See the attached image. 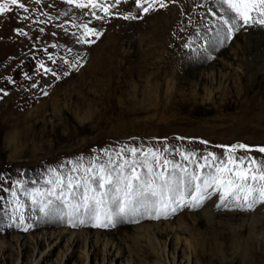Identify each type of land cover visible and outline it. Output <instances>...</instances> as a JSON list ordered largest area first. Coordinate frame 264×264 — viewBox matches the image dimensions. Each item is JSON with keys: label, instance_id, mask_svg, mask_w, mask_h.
I'll list each match as a JSON object with an SVG mask.
<instances>
[{"label": "rangeland", "instance_id": "rangeland-1", "mask_svg": "<svg viewBox=\"0 0 264 264\" xmlns=\"http://www.w3.org/2000/svg\"><path fill=\"white\" fill-rule=\"evenodd\" d=\"M21 2L27 11L9 5L12 10L0 14V264L38 261L49 248L38 247L37 236L70 228L68 214L82 212L77 208L86 194L107 192L102 197L107 207L117 185L110 192L108 184L99 187L101 167L113 181L130 176L133 168L145 182L155 183L159 173L173 175L176 184L169 194L173 201L186 200L170 216L95 227L125 247L126 256L147 248L150 256L139 264H156L163 243L134 227L159 221L175 227L184 214L192 229L177 234L181 253L188 246L190 264L234 258L233 241L245 231L223 236L224 228L196 224L189 212L221 198L223 188L202 187L218 175L217 168L228 165L224 146H252L231 155L251 157L264 169V153L255 150L264 146V24L259 22L264 17L254 12L245 24L220 0H162L165 7L156 3L147 13L134 0H96L98 6L85 8L68 0ZM197 185L204 199L190 207L187 198ZM247 207L241 208L246 217L231 223L239 225L243 217L264 222L259 197ZM56 215L64 220L35 227L58 220ZM82 228L86 224L72 226ZM69 237L55 250L54 261ZM93 244L77 247L79 264H103V244L98 255ZM226 263L241 264V259Z\"/></svg>", "mask_w": 264, "mask_h": 264}, {"label": "bare ground", "instance_id": "bare-ground-1", "mask_svg": "<svg viewBox=\"0 0 264 264\" xmlns=\"http://www.w3.org/2000/svg\"><path fill=\"white\" fill-rule=\"evenodd\" d=\"M173 177H174L173 175H170L169 177L164 178L170 182V188H169L170 190L169 189L165 190L163 203H161L160 197H154L151 198L152 203L148 204L147 207H140L139 205H134V207L137 208L136 211H129L126 214H118L117 206L112 204L111 202L112 198L110 199V201L106 200L108 202L106 203L107 207H104L103 210L111 216L110 222H114V221L117 222L122 219L131 222L142 217L158 216V215L166 216L167 214H169L170 216L171 214H173L172 212L178 210L179 207L182 206L183 204H186V200L181 199L180 197L177 198L176 201H173L174 196L169 194L172 193V191H174L173 186L176 184V180L172 183ZM116 178L112 184L106 185L108 188V192L114 189V183L117 185ZM162 183L163 182L160 178L156 179L155 182L156 185L159 186ZM137 184L138 182L135 183V185ZM200 186L202 187V184ZM202 188H204V186ZM202 191L203 190L201 189V194ZM194 195H198L196 190H194L190 195V197L187 198L189 199L187 205L190 207H195L200 203L198 202L197 204H193ZM93 196L94 194L91 195V197ZM89 201H91V199H89ZM236 204L234 205V203H232V200L226 201V200H221L220 198L212 201L210 204H208L205 207L204 210L193 213L189 212V214H191V216H194V222H196V224L205 222V223H209V226H211L212 228H214L215 226H220L224 228L221 231V235L223 236L228 235L234 237L237 235L239 231L240 232L245 231V235L241 240L238 241L237 239H235L233 241L234 258L228 260L216 256L214 257V260H216L217 263L222 264L224 262L226 263L229 261H238V260L240 261L241 259V264H264V222H256V221L254 222V220L253 222L252 221L247 222L246 221L247 218L246 219L244 218L246 217L247 214H245L241 210L242 206ZM232 208L235 210H229ZM84 209H85L84 206H81L77 208V210L82 211L81 213L77 212L74 215H71V213L68 214V218L71 221L69 222L71 225L70 228L64 227L60 229H47L41 233L42 235L37 236L38 247H40L41 245H47L49 249L48 251L41 253V257L39 258L38 261L35 258L34 264H79L78 260H75V252L77 250V247L80 246V244L82 245L85 243L86 246L92 242L94 243L93 246L95 247V251H93V254H97V255H98V251L96 252L97 247L99 246V252H100V245L103 244V249H102L103 264H108V263L114 264V262L115 264H139L143 262L146 263L145 261L146 257L148 255L150 256V252L149 254L145 253L147 248L145 249L141 248V250L144 252L131 253L128 256H126L125 247L120 245L119 242H116L115 239H113V237H108V232L103 233L99 227L94 232L96 223L98 221L94 218V213L86 210L84 213L83 212ZM83 213L84 215L82 216ZM239 216L240 217L244 216L242 218L243 221L242 223H240L239 225H235L231 223L232 221L235 220H241ZM183 217H185L184 214L181 215V217L179 218L180 222L179 224H176L175 227L173 224L175 222L169 223L167 221H159L157 223L146 222V224H140L138 226H135L134 227L135 229H133L132 227V229L138 234L142 233L143 232L142 230H144V232L145 230L148 231L146 235L148 236L150 241H158L163 243L162 246V248L164 247L162 253L163 257L161 255L159 259L160 261H158L156 264H166V263L168 264V257L170 264H190V262H193L189 255L188 246H186L185 249L183 250V253H181V247L183 243L181 244L180 247L181 238L179 237V234H177V232L180 230L183 231L184 229L187 230L189 228L190 230L192 229L191 227L188 226V223H186V221L182 219ZM254 217L255 216L253 215L252 219H255ZM261 218L262 220L264 219V217ZM54 219H58V220L53 222H37V225L35 227H39V225L42 224L55 225L60 220H64L63 215L62 216L58 215ZM182 222H184V224ZM81 224H86V228L79 229L78 231L72 229V226L76 227ZM246 231L248 232L246 233ZM257 232L260 233V236L257 234ZM67 234L70 235V237L67 239V245L64 250L59 252L56 260L54 261L52 259V256L54 255L55 250L63 241V239L67 237ZM167 245H169V248L171 247V251L170 249L167 248ZM38 251L40 250L38 249ZM22 254L23 256H26V253H22ZM180 255H183L181 260H180ZM2 257L3 256L1 255L0 262L3 260ZM183 259H185V261H183Z\"/></svg>", "mask_w": 264, "mask_h": 264}, {"label": "snow or ice", "instance_id": "snow-or-ice-1", "mask_svg": "<svg viewBox=\"0 0 264 264\" xmlns=\"http://www.w3.org/2000/svg\"><path fill=\"white\" fill-rule=\"evenodd\" d=\"M115 2L116 4H119L122 0H115ZM220 2L226 4L228 9L234 12L236 17L241 19L245 24L253 19L252 13L254 12L258 16L264 17V0H220ZM68 3L76 4L77 7L81 8L88 7V5H92L93 7L98 6L96 0H88V4L83 3L82 0H68ZM134 3L137 8H142L144 13H147L152 8L153 4L156 3H159L161 8L166 6L162 0H134ZM145 3L148 4L147 7L144 6ZM9 5H18L19 8L24 9V11L28 10L21 0H0V14L10 12L12 9ZM104 11L108 12L109 7L105 6ZM221 19L224 20L225 24L229 23L228 19H224L223 17H221ZM259 22L264 24V19H260ZM229 28L231 29V25H229ZM17 31L22 32L20 29ZM87 32L92 33L94 32V29H87ZM41 67H43V65H41ZM205 143L207 142L205 141ZM224 147H226L230 153L228 157V165L217 168L218 175L212 177L210 180L206 179L204 181V188H208L212 185H216L217 190L223 188L224 192L221 195V200H225L228 197H234L237 201L241 202L239 206L247 204V206L251 208L253 204L257 202V197H259L261 202H264V169L257 165L255 159L251 157L236 158L231 155V153H234L237 149L251 151L253 150L252 146L246 144H233ZM255 150L264 153V146H260ZM131 151L135 152L136 150L132 149ZM149 151L151 152V150ZM209 155L215 159L214 154L209 153ZM185 158L187 159L188 157L186 156ZM131 163L134 165L135 161H132ZM246 163L247 167H243ZM145 166L148 167L149 172L151 173V166L147 164ZM123 167L124 166L122 165L121 168L123 169ZM159 176L163 182L159 186L152 181H143L140 175L135 172L134 168L130 176H118L116 178V195L112 197L111 201L112 204L117 206L118 214H126L129 211H136L137 208L134 207V205L147 207L148 204L152 203L151 198L154 197H160L161 203H163L164 192L170 188V182L167 179H164L163 173H159ZM193 179H198V177L193 176ZM133 181L138 182L137 186H134ZM249 181L252 183H249ZM68 183L71 188V179H69ZM112 183L113 178L110 175L105 174L103 167H101L99 187L104 189L106 184ZM196 192L198 195L193 196V204L202 202L204 199L199 185L196 187ZM107 195V192H102L91 198H89L87 194L84 197L83 206L86 211L94 213V218L98 221L96 226L99 227H105L107 226V222L111 221V216L103 210L105 201L102 197ZM120 197H122V199H120ZM89 199L94 201V207L89 205Z\"/></svg>", "mask_w": 264, "mask_h": 264}]
</instances>
